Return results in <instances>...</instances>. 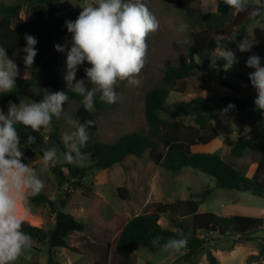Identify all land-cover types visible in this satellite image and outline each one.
<instances>
[{"label": "rangeland", "instance_id": "374dc122", "mask_svg": "<svg viewBox=\"0 0 264 264\" xmlns=\"http://www.w3.org/2000/svg\"><path fill=\"white\" fill-rule=\"evenodd\" d=\"M0 2L14 3L15 0H0ZM89 2L91 0H62L58 7V14L64 22L69 19L74 20L73 14L78 15L82 6ZM250 2L258 3L260 0H250ZM145 3L158 17L160 26L148 37L149 47L146 61L139 75L141 83L133 87L129 86L126 81H122L117 85L118 100L114 104H108L104 110L96 112V129L89 130L90 140L88 143L95 140L111 142L130 131H147L148 125L144 116L146 92L152 87L162 84L163 70L168 65H176L189 59L190 46L194 44L199 33H204V26L197 17L198 13L215 12L217 7L216 0H182L181 3H177L175 0H145ZM30 15L29 5L25 4L19 17L26 20ZM181 22L189 25L183 33L177 32L173 27V23ZM64 30V33L58 34L57 38L62 43L70 42L71 33L67 31L66 25H64ZM244 37L254 38L258 41L251 52H248L249 55L256 53L264 57V49H256V46L264 41V14L246 25ZM240 40L226 47L233 49L236 53L241 52L237 48ZM220 51L221 49L218 47L215 53L219 54ZM194 58L200 62L196 54ZM65 59L66 53L62 52L56 66L63 85H66L63 78ZM262 64H264V60H262ZM89 66L85 62L79 66L76 73V79H85L86 87H92V83L86 79L85 73V68ZM18 67L20 72L18 77L29 76L26 67ZM232 68L242 71L247 77H249V72L254 71L253 68L246 66L245 60L243 61L239 57L238 62ZM221 79L231 82L235 86L236 92L222 85L219 78L197 72L185 78L183 91H178L179 83L170 90L166 104L172 105L175 101L196 95L207 96L211 100L229 96L231 97L230 101H233L237 97H246L248 94L256 92L250 82L233 76H223ZM46 91L49 89L30 87L15 103L30 99L38 101L46 94ZM80 105H83V102L68 100L64 107L68 113L74 116ZM0 108L7 112L8 106ZM161 115L169 121L179 120L183 123H193L192 116L173 117L165 113H161ZM241 118L244 119V122L240 121ZM263 118L264 110L258 109L254 102L239 114L216 112L211 122L218 132L217 137L207 144L195 145L192 149L194 151H216L244 174L251 175L259 159V153L246 149L241 157H234L230 154V149L239 132L241 134L262 132L264 130ZM53 126L54 130L51 133L47 131L38 133L30 126L26 127L42 137L50 136L57 131L60 139L62 134L69 129V125L63 119H54ZM23 142L21 140V143ZM26 148L28 147L22 149L23 152ZM57 149L59 154L57 163L68 162L58 147ZM159 149L163 150V145H160ZM22 159L35 166L37 173L45 181V188L41 192L50 198L57 199L63 195L65 189H70L68 183L62 184L61 187L57 184L49 169L43 167L42 159L38 154L32 158L23 157ZM73 162L87 165L89 157L82 155ZM81 181L82 187L72 191L66 206L62 209L72 213L87 226L83 231H76L68 236V245L75 248L74 250L65 247L55 248L53 258L55 262L102 264L106 246L112 244L117 231L132 216L149 212L155 209L159 203L174 205L177 199L196 200L200 211H210L224 216L235 214L261 216L264 219V196L234 189L215 188V179L211 175L190 166H184L175 172L168 171L152 161L147 151L140 156L128 155L120 163L114 164L110 168L87 172ZM120 186L125 189L123 196L117 191ZM206 188H212L210 194H204ZM24 207L22 204L19 211L24 212ZM28 208L29 211L24 217V221L38 225L44 230H49L54 226V219L50 216L46 206H34L28 203ZM183 210L182 205H174V209L160 212L159 222L164 227L175 230L178 237L189 240L193 234L191 219L189 215H183ZM176 222H182V227L176 226ZM247 233L253 234L257 238L249 241L239 240L233 244L231 249L229 247L232 244L233 235L220 238L214 232L207 233L205 231H197L196 235L211 238L207 246L211 247L212 253L218 259V264H264V255L259 262L249 258L251 254L258 253L261 245L264 246V222L262 227ZM186 251L187 249L168 252L151 251L143 247H136L129 257V264H172ZM121 259L122 256L112 246L111 264H116ZM195 259V264H208L204 249H199L196 252ZM14 264H48V242L32 240L31 246L24 250ZM177 264L190 263L179 260Z\"/></svg>", "mask_w": 264, "mask_h": 264}, {"label": "trees", "instance_id": "16d2710c", "mask_svg": "<svg viewBox=\"0 0 264 264\" xmlns=\"http://www.w3.org/2000/svg\"><path fill=\"white\" fill-rule=\"evenodd\" d=\"M62 0H15L14 3L0 2V44L5 45L8 55L13 58L18 66L26 67L23 63L22 47L26 41L24 34H33L38 39L36 45L38 52L34 65L27 68L29 76L17 77L16 88L13 92L0 95V107L8 106L9 102H15L30 87L40 89L48 88L49 91L65 90L69 100L82 101V97L71 91L70 86L61 83L56 70L59 57L62 52L56 51L54 44L62 43L57 38L58 34L64 33V20L58 14V7ZM181 3L182 0H175ZM217 5H218V0ZM261 3H252V6H259ZM25 4L29 5L30 17L23 20L19 13ZM77 17L73 14V18ZM199 21L204 26V33H199L194 40V44L189 48V59L176 65H168L162 74V84L149 89L144 97V116L148 125L147 131H130L120 135L114 141L106 142L95 140L89 142L82 150V155L89 157L87 165H80L74 162H59L48 167L51 175L57 184L68 183L70 189H65L63 195L57 199H52L43 192L30 198L29 203L44 205L48 208L50 216L54 219V226L49 230H44L38 225L25 221L23 231L29 233L34 241L48 242V264H64L55 262V248L65 247L74 250L68 245V236L76 231H83L87 224L77 219L72 213L64 211L70 194L73 190L82 187V179L87 172L95 169L110 168L114 164L120 163L126 156H140L148 152L149 158L156 164L168 171H178L184 166H190L201 170L215 179V188L234 189L240 192L264 196V130L262 132H251L249 134H239L235 138L230 154L234 157H241L246 149H251L259 153V159L251 175L244 174L231 162L226 161L218 152L194 151L195 145L207 144L218 135L211 119L216 112H223L229 103L235 104L234 109H229L223 113H241L249 108L254 102L256 92L248 94L246 97H237L230 101L231 97L224 96L219 100H211L207 96L196 95L188 99L175 101L172 105H167L166 100L170 90L178 86V91H183L185 78L201 72L210 74L220 79L222 85L236 92L235 86L224 79L223 76H233L242 81L250 82L242 71L227 68L223 61L217 60L212 63L210 56L218 48L217 40L232 45L235 41L244 37L246 25L259 18H251L247 12L239 15H231V9L220 0L215 12L198 13ZM256 49H264V41L256 46ZM17 55H13L17 53ZM199 57V61L194 55ZM237 57L246 60L248 52H237ZM88 65H90L87 62ZM107 103L97 100L95 110L86 111L80 105L74 116L81 122L92 120L94 124L89 130L96 129L95 114L107 107ZM161 113L169 116H192L193 123H183L179 120L169 121L162 117ZM244 122V119H240ZM264 126V118L262 119ZM17 129L22 141L27 139L29 134L36 136V144L28 147L24 151V157L32 158L36 154L42 157V150L55 145L64 154L66 151L60 135L57 131L50 135V140L44 142L42 136L29 130L26 126L17 125ZM164 149L160 150L159 146ZM118 193L125 195L123 186L117 188ZM212 188H206L204 194H210ZM174 205L184 207L183 215H189L191 219V229L193 234L188 240L185 248L187 251L175 259L172 264H177L183 260L190 264H195V255L199 249H204L208 264H218L217 257L212 253L211 247L207 246L210 241L208 236H197V231L216 233L217 237L233 235V241L229 249L239 240H253L257 236L247 232L262 227L264 219L261 216L251 215H219L210 211H200L198 202L191 198L177 199ZM173 204L159 203L157 207L149 212L139 213L132 216L121 229L115 234L112 244H108L105 249L102 264H111L110 252L113 249L122 256L116 264H129V257L136 247H143L151 251L162 250L163 245L169 238H180L176 231L164 227L160 222V212L174 209ZM182 222H176V226L182 227ZM161 237L160 245H153L154 236ZM264 255V246L261 245L257 254H251L259 262ZM149 264V263H148ZM151 264V263H150Z\"/></svg>", "mask_w": 264, "mask_h": 264}, {"label": "clouds", "instance_id": "9594fccd", "mask_svg": "<svg viewBox=\"0 0 264 264\" xmlns=\"http://www.w3.org/2000/svg\"><path fill=\"white\" fill-rule=\"evenodd\" d=\"M220 0H218L219 5ZM236 16L247 12L251 18L264 14V0L259 6H252L250 0H222ZM217 5V8H218ZM82 6V5H81ZM171 23V22H170ZM71 33L70 42L54 44L58 52L66 53L63 78L71 91L82 97L86 111L95 110L96 101L114 104L118 100L117 85L126 81L129 86L141 83L139 75L143 69L148 52V37L158 30L160 21L147 6L145 0H91L82 6L77 17L65 21ZM177 32L183 33L189 25L185 22L173 23ZM25 45L19 51L24 53L23 63L27 68L34 65L38 49L35 35L25 33ZM70 43V46H69ZM221 49L218 55L210 56L211 62L223 61L227 68L238 62L236 51L217 40ZM258 41L244 37L237 48L241 52H251ZM14 53L13 55H17ZM264 57L252 53L245 60L249 80L256 90L255 106L264 110ZM88 62L85 68L86 79L92 87H86L85 79H76L79 66ZM20 75L16 61L0 44V95L13 92L16 79ZM69 96L65 90L46 91L40 100L30 99L19 103L9 102L7 112L0 108V264H14L24 250L31 246L32 237L23 231L24 217L28 214L30 198L41 193L45 181L39 176L34 165L24 162L23 148L36 144V136L29 134L21 143L17 125L30 126L35 132L54 130L53 120L63 119L69 125L61 140L66 151L64 158L73 162L82 156V150L90 140L89 127L92 120L81 122L65 110ZM229 103L223 112L234 109ZM44 142L50 136L43 138ZM43 167L53 166L59 160L58 149L52 145L42 150ZM24 205V212L20 206ZM157 234L153 245H160ZM188 244L187 238H169L160 245L162 250H180Z\"/></svg>", "mask_w": 264, "mask_h": 264}]
</instances>
